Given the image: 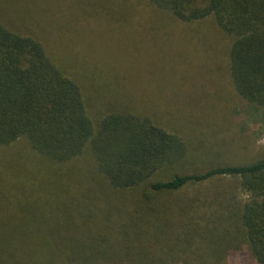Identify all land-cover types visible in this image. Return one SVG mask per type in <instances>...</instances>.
<instances>
[{
  "label": "trees",
  "instance_id": "1",
  "mask_svg": "<svg viewBox=\"0 0 264 264\" xmlns=\"http://www.w3.org/2000/svg\"><path fill=\"white\" fill-rule=\"evenodd\" d=\"M142 1L165 31L207 21L200 37L209 45L217 36L238 102L264 109V0ZM87 2L0 0V165L14 170L4 183L39 178L54 189L42 196L41 216L11 230L13 264H222L240 244L250 264H264V158L197 164L213 144L167 129L146 102L135 111L132 78L116 79L119 98L110 95V106L94 115L86 93L93 78L81 82L84 72L99 71L78 59L86 50L62 51L53 29L77 22ZM176 123L185 126L187 116ZM20 140L36 160L17 169L11 148ZM43 163L51 172L43 173ZM80 175L66 180L75 189L63 183ZM224 177L250 194L234 209L228 185L202 187Z\"/></svg>",
  "mask_w": 264,
  "mask_h": 264
},
{
  "label": "rangeland",
  "instance_id": "2",
  "mask_svg": "<svg viewBox=\"0 0 264 264\" xmlns=\"http://www.w3.org/2000/svg\"><path fill=\"white\" fill-rule=\"evenodd\" d=\"M95 2L79 6L83 14L79 15L77 22L72 24L67 19V25L62 29L57 24L53 25L61 38L56 45L62 47V51L86 50L78 59L88 70L96 67L99 71L95 76L84 72L85 78L81 82L84 85L93 78L86 93L90 94L88 98L91 101L94 99V108L91 109L94 115L110 106V95L114 99L119 98L117 91L122 88L115 85L116 79L132 78L135 96L132 108L135 111L145 110L138 102H146V109L154 114L152 118L161 121L167 129L179 131L188 139L198 136L207 144H213V151L197 164L204 161L202 164L205 165L212 158L216 164H242L264 158V109L249 108L238 102L228 71L223 67L225 58L218 52L220 44L217 43V36H213L216 40L209 45L205 41L203 43L200 37L204 31L208 35L207 21L192 23L184 28L185 31H165L162 28L164 25L157 21L156 13L142 0L124 1L122 5L114 0V8L107 6L110 8L98 7L94 10L92 4ZM96 85L99 88L95 89ZM174 109L178 111L173 117L161 113ZM180 115L187 116V124L177 128L176 121ZM22 141L11 148L15 160L10 164L17 169L21 168L24 160L35 158ZM40 168L43 173H48L52 166L44 164ZM10 173L14 170L0 165V183L7 185V189L0 187V264H13L16 259L13 250L6 246L11 230L25 222L24 218L41 216L47 208L42 196L45 192L49 194L44 197L54 193L53 185L48 181L49 185L44 189L42 184L46 181L39 178L10 184L13 180L10 177L4 183ZM77 178L84 177H67L63 183L75 189L66 180ZM226 185L231 188L228 198L230 208L234 209L231 203L237 205L245 195L237 188V179L224 177L217 183L206 182L202 187L213 190L214 186ZM21 227L18 231L26 229ZM44 230L41 228L40 231ZM238 247L222 264H250L244 244Z\"/></svg>",
  "mask_w": 264,
  "mask_h": 264
},
{
  "label": "clouds",
  "instance_id": "3",
  "mask_svg": "<svg viewBox=\"0 0 264 264\" xmlns=\"http://www.w3.org/2000/svg\"><path fill=\"white\" fill-rule=\"evenodd\" d=\"M249 197H250V194L249 193H245V195L243 197L244 201H247L249 199Z\"/></svg>",
  "mask_w": 264,
  "mask_h": 264
}]
</instances>
